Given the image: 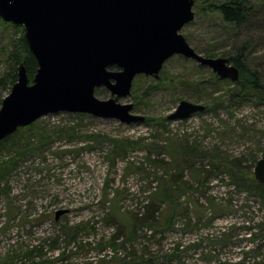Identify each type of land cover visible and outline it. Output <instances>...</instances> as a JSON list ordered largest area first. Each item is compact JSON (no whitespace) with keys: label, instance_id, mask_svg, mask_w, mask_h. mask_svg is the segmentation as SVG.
<instances>
[{"label":"rangeland","instance_id":"1","mask_svg":"<svg viewBox=\"0 0 264 264\" xmlns=\"http://www.w3.org/2000/svg\"><path fill=\"white\" fill-rule=\"evenodd\" d=\"M229 1L197 0L196 4ZM246 1L253 8V16L244 26L228 25L221 16L198 13L194 8V21L181 33L204 56L213 51L215 58H230L243 51L248 68L260 73L264 85V0ZM13 26L0 22V77L6 75L11 64L12 41L20 36ZM215 76L211 69L191 59L174 56L161 72L165 80L161 84L145 76L135 79L132 97L120 103L133 104L137 115L167 118L166 129L148 122L126 125L89 114L62 112L41 118L26 133L15 136L16 146L28 144L33 149L16 165L0 167V264H127L130 259L142 258H151L153 264H264V227L252 234L247 229L264 219V203L246 193L244 186L229 187L230 178L223 169L218 179L201 187L191 176L200 163L178 162L188 168L185 180L197 190L176 199L177 215L171 231L156 233L144 225L134 243L127 242L126 220L113 214L112 204L104 202L103 189L109 181L113 190L121 191V212L130 221L139 222L148 200L139 188L147 186L144 181L148 174L163 173L147 162L145 148L163 146L166 138H177L181 149L197 144L200 151L218 150L223 156L243 158V166L254 171V161L264 157V104L231 102L188 120L168 119L183 100L211 106L221 94L216 91ZM200 81L202 88L191 84ZM212 92L216 93L207 99ZM110 95L106 88L96 91L100 100ZM45 134L50 139L41 145V135ZM97 137L141 141L142 150L127 154V161L141 171L127 173V161L122 158L113 167L108 158L111 145L97 141ZM12 149L1 151L0 164L15 155ZM160 154L157 157L154 152L156 158L172 162L169 154ZM207 198L222 208L219 214ZM69 229H73L71 234ZM113 238L120 239L118 251L108 246L103 251L97 249L99 241ZM54 241L59 250L51 248ZM35 248L41 250V256L35 252L28 259L21 258ZM170 254L176 257L170 260Z\"/></svg>","mask_w":264,"mask_h":264},{"label":"water","instance_id":"2","mask_svg":"<svg viewBox=\"0 0 264 264\" xmlns=\"http://www.w3.org/2000/svg\"><path fill=\"white\" fill-rule=\"evenodd\" d=\"M197 0H0V18L25 30L38 63L33 83L24 64L0 109V145L18 129L47 115L89 114L126 125L146 123L133 113L138 76L161 80L174 56L211 69L221 80L237 82L239 69L228 58L198 53L181 33L194 21ZM110 98L100 100L97 89ZM206 106L183 100L168 119L188 120ZM264 185V157L254 169ZM61 213L57 214L56 219Z\"/></svg>","mask_w":264,"mask_h":264},{"label":"trees","instance_id":"3","mask_svg":"<svg viewBox=\"0 0 264 264\" xmlns=\"http://www.w3.org/2000/svg\"><path fill=\"white\" fill-rule=\"evenodd\" d=\"M195 10H197L198 13L207 12L208 14L212 13L214 15H219L226 24L236 27L244 26L253 16V8L246 0L198 3L195 5ZM0 22L4 25H11V23H6L1 18ZM13 27L19 30L20 36L16 40L12 41L13 43L9 54V62H11V64L6 75L0 77V109L4 98L6 97V93L10 92L12 87L17 83V65L20 66L21 64H24L30 84L33 83L34 76L38 70L37 60L30 51L25 40L24 28L16 25ZM186 39L188 41V38ZM244 49L246 50V47ZM205 56L215 58L216 54L213 51H207ZM244 57V52L238 51L236 56H230V58H228L229 61L240 71V78L237 82L230 83L228 81L221 80L217 75L215 76L216 83H218L216 91L218 90L221 94H219V96L212 102L211 106L207 104L205 112L211 110L217 111L220 106H225L226 103L231 102L242 103L244 101H255L259 104H264V85L261 81V75L258 71L248 68ZM164 81V78H162L158 84H161ZM202 83L203 82L200 81L199 83L192 82L191 84L193 87L202 88ZM222 83H224L223 86H221ZM152 88H154V86H152ZM215 93L216 92H212V94H208L207 99L210 100L211 96ZM197 100H199V98H197ZM147 119L149 125H153L152 123H154L164 127L165 129L167 128V118L147 117ZM28 130H30V126L20 128L16 133L9 136L1 143L0 153L6 147L11 149L13 148L12 150L15 152L14 156H11L3 164L1 163L2 165L0 164L2 169L16 165L20 158L26 157L32 151L33 148H30L28 144L16 146L14 142L15 136L19 135L21 132L26 133ZM41 139L40 144L43 145V142L50 139V136H46V134L41 135ZM102 140V137H97V141ZM103 141L109 142V145L112 147L110 153L108 154V158L112 162L113 167L116 166L117 159L122 158L123 161H127V154L129 151H136L143 147V145H141V141L118 140L113 138H106V140ZM152 145L153 146H146L145 148L148 152L146 157L147 162L155 168L163 171V173L158 175V173L155 172L154 174H148V180L144 181V179H142L145 183H147V186L142 187L141 185L139 192L147 194L148 200H146V203L144 204V213L141 214L140 219L137 218L139 222L134 221V219L130 221L129 217H127V215L122 213L121 209H119L118 202L122 196L120 190H113V188L109 185V181L105 183V187L103 189L104 202L112 204V213L118 216L121 220L122 218L126 220L128 229L127 242L134 243L137 241L140 237L139 229L144 225H147L152 232L156 233H166L174 228L177 215L175 203L176 199L190 190H197V188L185 180L188 168L178 164L181 160L184 162L194 160L196 163H200V168H196L191 171V176L198 186L204 187L206 183L216 180V178L218 179V172L220 169H223L224 172L222 173L225 174L226 177L230 178V181L227 184L229 187L236 186L240 188L241 186H244L246 193L254 198L258 197L264 203V185L256 181L252 167L246 168L243 166V158H231V156L226 155L223 156L218 150H215L213 153L204 150L200 151L198 150L197 144L194 146L186 144L187 147L181 149L180 147L182 144L177 138H166V143L163 146L158 144ZM161 151L166 152L171 156V163L166 162L164 159L156 158L154 152L158 154V157L161 155ZM183 157L186 158V161ZM258 161L259 160L256 159L254 161L255 164H257ZM174 163L177 165H174ZM125 171H127V173H139L141 168L135 166L134 162L129 163V161H127ZM207 200L214 209L215 214H219L222 211V208L215 205L212 199L207 198ZM162 212L165 213L163 216H161ZM263 227L264 219L253 226L249 225L247 229L252 234L257 228L261 229ZM73 229H69L68 234H71ZM224 231L226 232V228ZM225 232L223 235L226 234ZM57 241H54L51 245V248L54 250H59V246L56 244ZM119 243V238H113L110 241L101 240L98 242L97 249L103 251L108 246L116 252L119 249ZM176 250L177 248H174L173 251L175 252ZM35 252H38L39 255L41 254V250L35 248L21 258L28 259ZM15 257H18L17 254H15ZM175 257L176 256L173 254L168 255L170 260ZM130 260L131 262L129 261L127 264H153V260L151 258H149V260H145L144 258L139 259L138 261L134 259Z\"/></svg>","mask_w":264,"mask_h":264}]
</instances>
